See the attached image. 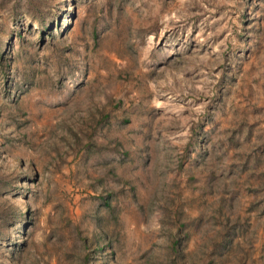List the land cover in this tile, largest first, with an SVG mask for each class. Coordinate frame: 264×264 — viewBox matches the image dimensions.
I'll return each mask as SVG.
<instances>
[{"label":"rangeland","instance_id":"obj_1","mask_svg":"<svg viewBox=\"0 0 264 264\" xmlns=\"http://www.w3.org/2000/svg\"><path fill=\"white\" fill-rule=\"evenodd\" d=\"M176 239L264 264V0H0V264Z\"/></svg>","mask_w":264,"mask_h":264},{"label":"trees","instance_id":"obj_2","mask_svg":"<svg viewBox=\"0 0 264 264\" xmlns=\"http://www.w3.org/2000/svg\"><path fill=\"white\" fill-rule=\"evenodd\" d=\"M180 232V231H179ZM177 235V234H176ZM234 238L229 240V243H233L234 242ZM171 258L173 256V264H178L174 259L175 258H179L181 259L182 257H184V250L181 248V242H179L178 239L174 240L172 242V247H171V251L170 253H168Z\"/></svg>","mask_w":264,"mask_h":264}]
</instances>
